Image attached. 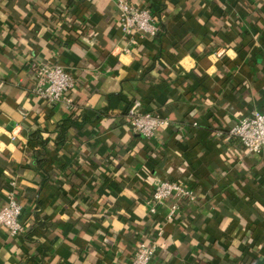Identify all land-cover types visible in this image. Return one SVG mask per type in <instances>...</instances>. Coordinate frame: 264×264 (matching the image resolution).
Instances as JSON below:
<instances>
[{
  "label": "crops",
  "instance_id": "crops-1",
  "mask_svg": "<svg viewBox=\"0 0 264 264\" xmlns=\"http://www.w3.org/2000/svg\"><path fill=\"white\" fill-rule=\"evenodd\" d=\"M130 1L157 35L131 43L114 0H0V208L15 179L25 225L0 226V264H129L160 224L152 264H264V152L227 137L264 109V0ZM42 62L74 73V109L32 93ZM135 101L171 124L135 134ZM163 180L195 195L172 220L175 198L149 211Z\"/></svg>",
  "mask_w": 264,
  "mask_h": 264
},
{
  "label": "built area",
  "instance_id": "built-area-1",
  "mask_svg": "<svg viewBox=\"0 0 264 264\" xmlns=\"http://www.w3.org/2000/svg\"><path fill=\"white\" fill-rule=\"evenodd\" d=\"M114 1L119 11L120 29L131 43L158 34L160 27L151 9L134 5L130 0ZM33 71V94L50 105L64 104L69 109L76 107L71 91L77 86V78L70 69L64 65L42 62L35 64ZM126 119L135 134L146 138H152L160 127L171 124L168 117L143 110L139 101L131 105ZM227 137L238 139L248 152H264V109H254L248 116L240 119L229 129ZM16 185L15 179L8 182L7 199L0 208V226L6 227L13 237L25 231L22 220L24 207L17 198ZM170 198H175V201L168 207L167 220H172L178 215L179 202L182 199L194 200L195 195L181 181L163 180L155 185L148 200L150 213H158L159 207ZM163 234L164 227L160 224L156 235L146 234L141 237L129 264H152L161 249L158 240Z\"/></svg>",
  "mask_w": 264,
  "mask_h": 264
},
{
  "label": "trees",
  "instance_id": "trees-1",
  "mask_svg": "<svg viewBox=\"0 0 264 264\" xmlns=\"http://www.w3.org/2000/svg\"><path fill=\"white\" fill-rule=\"evenodd\" d=\"M154 113H156V112H154ZM70 124L71 125H75L77 123L75 121L71 120L70 121ZM68 131H69V127L65 123L58 124L57 127H56L57 135H56L55 141L57 143L63 142L67 138ZM30 141L31 142H33V141H36V142L37 141H40L41 148L35 149V155H36V162H37V164L40 165V166H43L45 164V162H46V158L44 157V155H45V152L47 151V146H48V143H49V138L43 137L42 130L41 129H37V130H34L30 134ZM151 195H150L149 198H151ZM186 200L187 199L184 198V199H182L179 202V208H182V204ZM39 218L40 217H37L36 216V220H38ZM37 262H38V260L35 257H30L25 262H23L22 264H32V263H37Z\"/></svg>",
  "mask_w": 264,
  "mask_h": 264
}]
</instances>
